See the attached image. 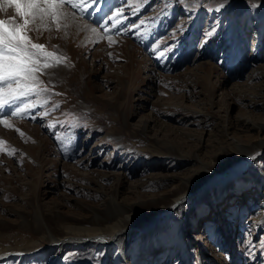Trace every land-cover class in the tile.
I'll list each match as a JSON object with an SVG mask.
<instances>
[{
    "label": "rangeland",
    "instance_id": "1",
    "mask_svg": "<svg viewBox=\"0 0 264 264\" xmlns=\"http://www.w3.org/2000/svg\"><path fill=\"white\" fill-rule=\"evenodd\" d=\"M62 11L58 30L28 33L66 58L38 73L49 91L0 123V264H264V0ZM13 17L5 0L0 19ZM232 137L261 150L210 184L244 154ZM49 234L125 238L60 247Z\"/></svg>",
    "mask_w": 264,
    "mask_h": 264
},
{
    "label": "snow or ice",
    "instance_id": "2",
    "mask_svg": "<svg viewBox=\"0 0 264 264\" xmlns=\"http://www.w3.org/2000/svg\"><path fill=\"white\" fill-rule=\"evenodd\" d=\"M4 2L5 0H0V3ZM98 2L99 0H92V3ZM6 3L8 6H15L22 21L16 22L15 17L8 21L0 19V123L11 127L3 118L5 115L22 116L30 108L36 107L32 103L20 106L17 101L49 91L39 87L42 81L38 73L59 66L66 59L55 52H49L45 45L34 43L28 33L51 31L53 25L58 30L62 26L61 18L67 15L62 11L65 4L83 11L84 6H89V0H6ZM11 105L17 106L11 108L10 112H5ZM32 118L35 119V116ZM4 143L6 142L0 141V144ZM15 151L12 149L9 154H14Z\"/></svg>",
    "mask_w": 264,
    "mask_h": 264
},
{
    "label": "bare ground",
    "instance_id": "3",
    "mask_svg": "<svg viewBox=\"0 0 264 264\" xmlns=\"http://www.w3.org/2000/svg\"><path fill=\"white\" fill-rule=\"evenodd\" d=\"M90 4H92V3H90ZM105 4H107V3H105ZM0 7H1V3H0ZM242 124H243L242 126L237 127L239 130H245L244 127L246 126V122H243ZM231 140L233 142V145H235V147H237L239 149H242V153H244V154L243 155L239 154L237 156L238 159H236L237 161L234 160L235 162L234 161L229 162V163L222 162V163L218 164V167L220 169L219 172H212L211 174L208 172L207 175L210 174V179H211L210 184H216V183H220V182H224V181H229V183H231V181L241 177V173L244 172L250 166L251 162L253 161V157L255 155H257L259 153V151L261 150V149L255 150L250 144L244 143L239 138L232 137ZM261 143H262V148H264V139L261 140ZM231 150L233 151V149H231ZM191 188L176 198V201L173 203L172 208H169L166 211V214H169L174 209H177L182 202L188 200L189 198H191V195L196 193V192H194L190 195L189 191L191 190ZM114 206L117 208L116 210L120 211V214H124L126 217L130 218L131 213L129 212L128 209H125V208H123V206H120L118 204H115ZM105 209H107V211H108L107 206H105ZM108 214L112 215V213H110L109 211H108ZM114 214L115 213H113V215ZM134 220H135V218L132 219V221H134ZM157 223H158V220L155 221V219H152V220H149L148 222H145V223L139 225L138 228L139 229L145 228L147 226V227H152V229H155V227H158ZM125 228L120 230V234L125 232ZM154 232H155V230H154ZM49 235L53 236L52 234H49ZM85 237H77V236L67 235L64 237H57L56 238V236H53V238L51 240V244H59L60 247H63L64 245L69 247V245H72L75 242L78 243V242L90 241V242H98L101 244H105L106 248L109 249L111 244L118 243V244H120L119 246H121L123 244L125 235L122 237L121 236L119 237V235H118V236L108 238V237H104L102 235L94 234V235H89L88 237H86L87 239H84ZM25 251H27V250H25ZM25 251H24V254H25ZM28 253H29V251H28Z\"/></svg>",
    "mask_w": 264,
    "mask_h": 264
}]
</instances>
